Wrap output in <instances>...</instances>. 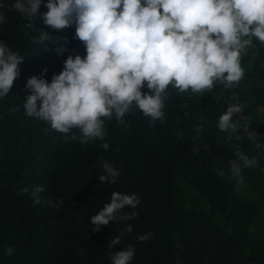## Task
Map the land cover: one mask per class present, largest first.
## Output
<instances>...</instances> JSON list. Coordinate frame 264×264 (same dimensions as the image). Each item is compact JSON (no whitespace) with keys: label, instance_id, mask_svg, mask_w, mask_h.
I'll list each match as a JSON object with an SVG mask.
<instances>
[{"label":"clouds","instance_id":"1","mask_svg":"<svg viewBox=\"0 0 264 264\" xmlns=\"http://www.w3.org/2000/svg\"><path fill=\"white\" fill-rule=\"evenodd\" d=\"M253 39L264 44V0H0V100L10 99L8 112L32 130L73 143L87 170L103 166L99 180L110 184L109 202L88 213L87 224L101 234L98 248L111 264H131L135 255L131 245L118 251L116 226L125 220L124 231L137 237L136 225L137 240L149 243L162 208L148 204L149 175L135 176L128 159L123 168L105 161L116 147L114 128L136 120L152 156L166 154L165 140L178 124L165 105L177 96L215 102L220 113L212 130L228 134L226 141L242 139L241 128L256 140L237 94L253 84L246 60L257 54ZM3 121L0 141L7 144L13 125ZM235 156L230 172L240 183L242 169L258 161L242 151ZM55 171L46 147L32 148L26 162L9 169L0 164V209L12 210L26 231L52 219L70 235L73 202L56 185Z\"/></svg>","mask_w":264,"mask_h":264},{"label":"trees","instance_id":"2","mask_svg":"<svg viewBox=\"0 0 264 264\" xmlns=\"http://www.w3.org/2000/svg\"><path fill=\"white\" fill-rule=\"evenodd\" d=\"M251 47L258 50L246 58L253 84L237 94L246 122L251 119L249 131L259 135L256 140H249L241 128L237 134L242 139L226 141L228 134L212 130L220 113L215 102L199 105L177 96L165 105L178 124L165 140L166 154L152 156L147 138L137 136L136 120L114 128L116 147L105 161L123 168L128 159L135 176L149 175L153 191L148 204L162 207L151 221L149 243L137 240L136 225L137 237L124 231L125 220L116 226L118 251L134 246L131 264H264V147H256L264 145V44L253 39ZM9 93L14 100L17 88ZM10 104V99L0 100L2 127L4 118L13 125L5 135L7 144L0 141V164L9 169L26 162L32 148H48L56 164L55 183L72 199L73 216L70 235L52 219L26 231L12 210L0 209V264H111L98 248L101 234L87 224V214L109 202L110 184L99 180L103 166L87 170L73 143L45 128L32 130L20 115L8 112ZM201 124L203 131L197 134L194 128ZM15 142L18 148L11 145ZM237 151L258 161L242 169L240 183L232 178L229 164ZM8 247L14 249L12 255L6 254Z\"/></svg>","mask_w":264,"mask_h":264}]
</instances>
